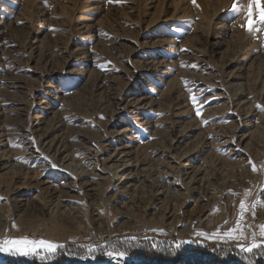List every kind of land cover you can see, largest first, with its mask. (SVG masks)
Masks as SVG:
<instances>
[{
	"label": "rangeland",
	"instance_id": "obj_1",
	"mask_svg": "<svg viewBox=\"0 0 264 264\" xmlns=\"http://www.w3.org/2000/svg\"><path fill=\"white\" fill-rule=\"evenodd\" d=\"M248 4L0 0V239L62 246L0 264H264V247L240 251L264 244ZM237 221L246 240L197 235Z\"/></svg>",
	"mask_w": 264,
	"mask_h": 264
},
{
	"label": "snow or ice",
	"instance_id": "obj_2",
	"mask_svg": "<svg viewBox=\"0 0 264 264\" xmlns=\"http://www.w3.org/2000/svg\"><path fill=\"white\" fill-rule=\"evenodd\" d=\"M195 2V0H193ZM238 7V5H234V8ZM246 24H247V30L251 33L253 31H264V7H261V0H249L248 9H247V16H246ZM193 67H195L193 65ZM192 103L195 105L197 103V100L195 96H192ZM197 115L200 114V109H196ZM205 124H207V121H204ZM251 163V162H250ZM253 171H255V166L253 165ZM261 191H264V189H261ZM248 193H245V196H247ZM264 203V199L260 201L253 202V208L257 207L258 204ZM240 209L241 213L245 210V200H241L240 203ZM227 223V221H225ZM239 229V221H237V228L230 229L228 232L223 233L222 235L218 232L213 233L211 236H207L205 233H197L198 236L209 238V239H219L222 242H228L229 240H246L247 238L243 235V232H240V235H236L235 233ZM260 237L264 238V224L260 225V231H259ZM62 247L61 245H57L53 242L46 241V240H30L26 237L22 238H13V239H0V252H9V254L12 255H37L40 250L47 254H53L55 251ZM177 248L180 247L179 244L176 245ZM264 247V244L258 243L256 240V233H252V239L250 243L241 244L240 245V251L250 253L254 249H258ZM91 247H89V251H91ZM106 255L109 257L117 256V257H123L125 253L118 252V253H112L107 252ZM43 258V257H42Z\"/></svg>",
	"mask_w": 264,
	"mask_h": 264
},
{
	"label": "bare ground",
	"instance_id": "obj_3",
	"mask_svg": "<svg viewBox=\"0 0 264 264\" xmlns=\"http://www.w3.org/2000/svg\"><path fill=\"white\" fill-rule=\"evenodd\" d=\"M122 154V153H121ZM130 167V165H126V166H124V167H121L122 168V172H124V171H126L128 168ZM5 169V168H4ZM130 169V168H129ZM129 173H131L130 171H129ZM136 175V174H135ZM131 177V176H130ZM130 177H128V178H125V180H131L132 178H130ZM124 180V181H125Z\"/></svg>",
	"mask_w": 264,
	"mask_h": 264
}]
</instances>
